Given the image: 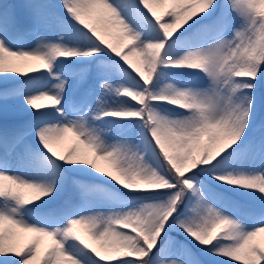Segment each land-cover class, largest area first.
Here are the masks:
<instances>
[{
    "label": "snow or ice",
    "instance_id": "1",
    "mask_svg": "<svg viewBox=\"0 0 264 264\" xmlns=\"http://www.w3.org/2000/svg\"><path fill=\"white\" fill-rule=\"evenodd\" d=\"M0 264H264V0H0Z\"/></svg>",
    "mask_w": 264,
    "mask_h": 264
},
{
    "label": "rangeland",
    "instance_id": "2",
    "mask_svg": "<svg viewBox=\"0 0 264 264\" xmlns=\"http://www.w3.org/2000/svg\"><path fill=\"white\" fill-rule=\"evenodd\" d=\"M76 143L75 139L72 138L70 136V138L66 141H62L60 142V149L61 151H68L69 149H71L73 147V145ZM80 149L83 150V146L82 145H79ZM98 166L102 167V168H108V165L105 161H98ZM49 243V241H47L46 239L43 241V244H42V248H41V251H43L44 247Z\"/></svg>",
    "mask_w": 264,
    "mask_h": 264
}]
</instances>
